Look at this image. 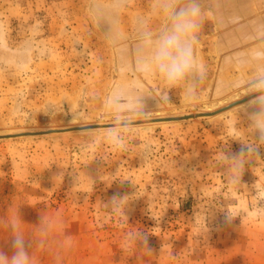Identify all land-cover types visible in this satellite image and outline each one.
Wrapping results in <instances>:
<instances>
[{"label":"rangeland","instance_id":"obj_1","mask_svg":"<svg viewBox=\"0 0 264 264\" xmlns=\"http://www.w3.org/2000/svg\"><path fill=\"white\" fill-rule=\"evenodd\" d=\"M248 1L257 11L244 20L225 19L239 0L219 4L223 16L202 8L205 78L188 96L135 71L139 21L162 23L155 0H0V252L13 255L19 217L36 264H264V146L239 185L218 164L252 140L241 105L264 71V0ZM117 99L163 110L132 116L123 150L106 139L112 126L80 128L113 124ZM184 115L195 116L136 123ZM129 231L150 252L126 246Z\"/></svg>","mask_w":264,"mask_h":264},{"label":"clouds","instance_id":"obj_2","mask_svg":"<svg viewBox=\"0 0 264 264\" xmlns=\"http://www.w3.org/2000/svg\"><path fill=\"white\" fill-rule=\"evenodd\" d=\"M153 11L162 17V23L154 32L143 19L139 21L137 40L140 47L134 62L135 71L155 75L167 89L182 87L186 95L193 96L196 86L205 78L204 66L196 55L199 33L204 23L200 0H155ZM254 56L257 59L264 58V51L257 50ZM247 86L252 98L241 105V111L247 118L252 140L245 142L235 139L242 145L239 153L229 155L223 152L218 161L225 170L227 182L234 186L241 183L245 166L258 157V148L264 146V71H258ZM121 104V100L115 101L111 111L114 126L106 130L108 143L118 150L126 147L124 130L131 127V117L147 118L149 114L144 111V107L125 111ZM127 198L126 195L113 196L111 208L115 212L123 211L128 205ZM233 217L227 213L226 220L230 223ZM21 223L18 217L8 225L14 237L15 251L11 257L0 252V264H36L35 257L25 249L26 233ZM48 224V218L41 222V238L37 241L39 247L45 245V238L49 234ZM124 240L126 246L139 243L147 248V237L141 231L127 232Z\"/></svg>","mask_w":264,"mask_h":264},{"label":"crops","instance_id":"obj_3","mask_svg":"<svg viewBox=\"0 0 264 264\" xmlns=\"http://www.w3.org/2000/svg\"><path fill=\"white\" fill-rule=\"evenodd\" d=\"M230 0H200V3L202 5L203 10H205V6L207 5H213L214 3L218 4H214V12L217 14H219L220 16H223L225 12L224 9L220 8L219 4H227ZM214 2V3H213ZM239 4V5H238ZM237 4V9H235V12H232L231 10H228L229 13L226 14L225 19L226 20H234V19H250L252 16V14H254L257 9H255L254 7L252 8V5L249 3L248 0H239V3ZM204 6V7H203ZM227 7V5H226ZM204 16V13H203ZM222 19V18H221Z\"/></svg>","mask_w":264,"mask_h":264},{"label":"water","instance_id":"obj_4","mask_svg":"<svg viewBox=\"0 0 264 264\" xmlns=\"http://www.w3.org/2000/svg\"><path fill=\"white\" fill-rule=\"evenodd\" d=\"M195 115H184V116H177V117H163V118H153V119H148V120H141L137 121L136 123H142V122H155V121H171V120H180L184 118H189ZM133 123V122H132ZM114 124V123H113ZM113 124H94V125H88L85 127H80L81 129L84 128H100V127H110L114 126ZM52 131V130H51ZM50 131H44V132H25V133H19L16 135H27V134H39V133H46ZM4 136H11V135H4Z\"/></svg>","mask_w":264,"mask_h":264},{"label":"bare ground","instance_id":"obj_5","mask_svg":"<svg viewBox=\"0 0 264 264\" xmlns=\"http://www.w3.org/2000/svg\"><path fill=\"white\" fill-rule=\"evenodd\" d=\"M237 95H240L241 96V94H237ZM236 96V95H235ZM239 98V97H238ZM247 99V98H246ZM249 99V98H248ZM239 100V99H238ZM230 101V100H229ZM219 102H220V100H219ZM226 102H228V101H226ZM242 102V101H241ZM214 104H215V106L218 104V103H215L214 102ZM214 104H213V106H214ZM240 104V103H239ZM236 105V104H235ZM211 107V106H210ZM147 113H149V114H152V113H157V114H162L163 113V110L162 109H157V110H148L147 111ZM162 116V115H161ZM156 118V117H155ZM147 119V118H146ZM149 119V118H148ZM152 119V118H151ZM99 122V121H98Z\"/></svg>","mask_w":264,"mask_h":264}]
</instances>
